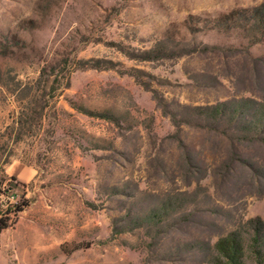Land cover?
I'll list each match as a JSON object with an SVG mask.
<instances>
[{"label": "rangeland", "instance_id": "374dc122", "mask_svg": "<svg viewBox=\"0 0 264 264\" xmlns=\"http://www.w3.org/2000/svg\"><path fill=\"white\" fill-rule=\"evenodd\" d=\"M263 103L264 0H0V264H256Z\"/></svg>", "mask_w": 264, "mask_h": 264}, {"label": "trees", "instance_id": "16d2710c", "mask_svg": "<svg viewBox=\"0 0 264 264\" xmlns=\"http://www.w3.org/2000/svg\"><path fill=\"white\" fill-rule=\"evenodd\" d=\"M262 111H264V103L260 105ZM218 106L215 107L213 116H217L216 114ZM234 110H232L233 112ZM255 116V115H254ZM259 116V115H258ZM261 116H264V113H261ZM248 125H250L249 129H253L257 127V123L253 122L251 119L245 120ZM15 209L14 212H18L22 209L19 203L14 204ZM9 213V212H8ZM1 209H0V230L5 228L8 225V219L5 221L1 217ZM256 221V220H254ZM250 223L253 221L250 220ZM245 243L243 239L240 237V234L237 230L228 233L227 235L219 238L215 243V248L217 251V256L214 257L211 261L212 264H245ZM251 253L253 254L254 260L256 264H264V240L259 236V233L256 232L251 237V242L247 246Z\"/></svg>", "mask_w": 264, "mask_h": 264}]
</instances>
